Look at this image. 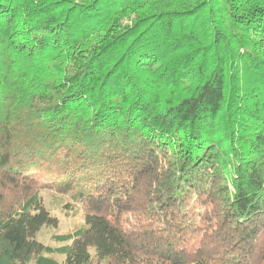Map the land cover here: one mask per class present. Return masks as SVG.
I'll return each instance as SVG.
<instances>
[{"label":"trees","instance_id":"1","mask_svg":"<svg viewBox=\"0 0 264 264\" xmlns=\"http://www.w3.org/2000/svg\"><path fill=\"white\" fill-rule=\"evenodd\" d=\"M0 264H264V0H0Z\"/></svg>","mask_w":264,"mask_h":264},{"label":"rangeland","instance_id":"2","mask_svg":"<svg viewBox=\"0 0 264 264\" xmlns=\"http://www.w3.org/2000/svg\"><path fill=\"white\" fill-rule=\"evenodd\" d=\"M39 195L51 223H46L37 233L30 263L46 246L56 245L53 242V236L70 232L83 222V210L80 203L70 202L68 196L57 193L54 188L41 190ZM70 203L73 204L72 209L68 208ZM53 220H55L54 223Z\"/></svg>","mask_w":264,"mask_h":264}]
</instances>
